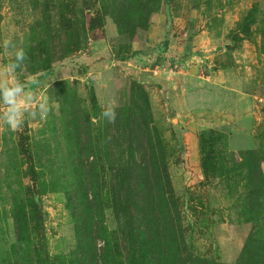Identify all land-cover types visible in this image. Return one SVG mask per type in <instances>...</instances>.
<instances>
[{"label":"rangeland","instance_id":"obj_1","mask_svg":"<svg viewBox=\"0 0 264 264\" xmlns=\"http://www.w3.org/2000/svg\"><path fill=\"white\" fill-rule=\"evenodd\" d=\"M75 6L86 17L104 18V26L96 20L99 32L88 35L82 51L57 60L50 70H39V44L47 32H66L79 21ZM105 7L103 0H0V91H5L0 94V264H22L25 251L22 245L21 254H12L19 246L14 195L37 202L43 226L30 239L49 252L53 264L81 263L75 204L69 201L67 184L75 189L82 183L84 192L99 196L101 206L95 209H104L93 219L103 220L114 235L121 221L111 206L119 193L117 163L103 150L96 164L85 148L111 143V135L125 127V115L135 114L137 101L146 114L133 126L143 129L148 120L152 138L162 140L174 194L172 209L164 206L165 213H156L158 228L173 227L174 235L184 239L181 249L204 264H234L252 231L241 217L243 187L232 192L221 179L204 184L200 137L221 133L234 153L258 146L257 135L264 132V0H160L137 41L120 36ZM255 7L257 24L250 27L251 34H243L239 26ZM169 41L176 46L172 53L164 50ZM135 43L142 56L133 57ZM160 62L165 72L175 74L166 85L145 71ZM183 74L198 79L205 95L193 99L191 111L177 113L169 96ZM73 119L92 140L84 144L78 172L58 161L63 150L79 151L77 139L62 130V122ZM96 245L102 252L104 242L96 240Z\"/></svg>","mask_w":264,"mask_h":264},{"label":"trees","instance_id":"obj_2","mask_svg":"<svg viewBox=\"0 0 264 264\" xmlns=\"http://www.w3.org/2000/svg\"><path fill=\"white\" fill-rule=\"evenodd\" d=\"M103 2L106 6L105 16H111L120 36L128 35L132 41H137L139 31L148 30L150 18L160 6V0H103ZM256 9L257 7L252 8L239 26L243 34H251L250 27L257 24ZM73 10L75 17L79 18L80 14L81 17L77 23L69 24L67 27L68 22H65L67 15L63 11L62 25L67 27L66 32L61 31L65 33L64 38L61 32H47V39L39 44L37 67L39 70H50L57 60L82 51L88 35L99 32L96 31L98 28L95 25L96 20H99L97 26L98 24L104 26V18L86 17L81 11H78V14L76 6ZM260 33L264 37V26ZM54 45L61 49L58 50ZM30 53L36 56L34 51ZM142 91L145 94V109L150 112L148 96L144 90ZM4 93V90L0 91L1 95ZM132 112L135 114L128 112L125 115V127L123 126L116 136L111 135V143L102 147L97 143L95 146L84 145L85 142L92 141L90 133L82 132V127L76 120L62 122L64 124L62 130L66 132L68 138L77 139L76 145L79 149L63 150L61 157L59 156L58 161L59 159V162L63 161L67 170L82 171L80 167L84 163L85 147V152L94 156L96 164L103 150H106L108 157L113 156L112 162L117 163L115 185L119 193L113 195L111 206L115 208V213L121 215V221L117 230L113 232L114 235H111L104 226L103 220L93 219L96 212L104 209H95L101 206L99 196L90 195L88 189L84 192L82 183L75 189H71L72 185L65 186L70 203L75 204L73 207L76 216L75 228L79 236L80 264H204L203 260L181 249L183 245L181 242L184 243V239L174 235L173 227L170 229L165 225L164 231L158 228L159 223L156 220L158 209L163 213L166 212L165 207L172 209L170 206L174 197L167 170L166 148L158 135L157 141L152 138L148 120L145 125L141 124L143 129L133 126L134 122H141L146 114L138 101L134 103ZM257 138L259 143L256 149L234 153L226 148V140L221 133L203 132L200 137L204 184L209 185L212 181L221 179L229 185L232 192L243 187V193L239 196L243 202L241 217L245 223L252 225V231L234 264H264V132L257 135ZM35 174L32 173V179L37 181ZM84 181L86 182V180L81 182ZM14 196L12 216L17 226L19 246H15L18 249L12 254H21L22 245H25L20 263L53 264L49 252L36 246L35 241L30 239L32 234L36 230L40 231L43 226L37 202L32 197L20 200ZM96 240L103 241L105 245L100 253L97 252Z\"/></svg>","mask_w":264,"mask_h":264},{"label":"crops","instance_id":"obj_3","mask_svg":"<svg viewBox=\"0 0 264 264\" xmlns=\"http://www.w3.org/2000/svg\"><path fill=\"white\" fill-rule=\"evenodd\" d=\"M104 41L105 40H103V42ZM96 43H99V41H97ZM169 45H170V41H169V43L164 44L163 45L165 48L164 50L169 52V53H172V49L175 48L176 46H174V43L171 44L170 46ZM133 50L135 52H137L133 57H139V55L142 56V54H140V52L137 51V43L134 44ZM148 54L146 53V55H148ZM129 60L136 61V59L132 58V57L129 58ZM163 68H164V65L160 62V63H157L156 65L152 66L150 70L145 69V71L148 73L150 71L151 72L150 74L153 73L155 76H157L156 80H162V81H157V83L162 84V85H166L169 82L168 83H165V82L170 81V78H172V75L174 73H172V71L171 72H165L166 69L165 68L163 69ZM161 69H163V70H161ZM183 75L184 76H180V77H182V81H181V83L179 82V88H178V81L175 84L176 87L178 88V90L181 91V93L178 92L176 87H172V92H171V95L169 96V98L171 99L172 107L177 113H179L180 109L184 110L185 108H187L188 111H191L193 109V105H192L193 99L197 98V100H198L202 96L205 95L204 89L202 87L203 84H201V82L198 79H196L195 77H192V76H187V74H183ZM203 80L204 81L209 80V77H207L206 79H203Z\"/></svg>","mask_w":264,"mask_h":264},{"label":"water","instance_id":"obj_4","mask_svg":"<svg viewBox=\"0 0 264 264\" xmlns=\"http://www.w3.org/2000/svg\"><path fill=\"white\" fill-rule=\"evenodd\" d=\"M34 191H35V194H36V190H35V188H34Z\"/></svg>","mask_w":264,"mask_h":264}]
</instances>
